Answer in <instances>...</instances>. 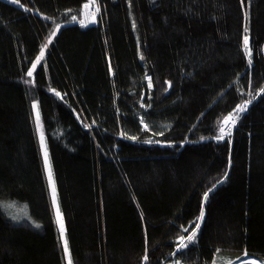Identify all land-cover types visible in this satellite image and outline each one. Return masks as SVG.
Instances as JSON below:
<instances>
[{
  "label": "trees",
  "instance_id": "obj_1",
  "mask_svg": "<svg viewBox=\"0 0 264 264\" xmlns=\"http://www.w3.org/2000/svg\"><path fill=\"white\" fill-rule=\"evenodd\" d=\"M87 1L0 0V264H68L33 104L71 264H264V0Z\"/></svg>",
  "mask_w": 264,
  "mask_h": 264
},
{
  "label": "snow or ice",
  "instance_id": "obj_2",
  "mask_svg": "<svg viewBox=\"0 0 264 264\" xmlns=\"http://www.w3.org/2000/svg\"><path fill=\"white\" fill-rule=\"evenodd\" d=\"M95 2H96V0H91L92 4H95ZM12 3H14V4L18 3V0H12ZM86 7H87V5H86ZM96 12H99V8L98 7L96 8ZM92 16H93V22H94L95 12L92 13ZM72 19L75 21L76 20V16H73ZM59 28H60V26L57 25V29H59ZM55 35H56V32L54 31L52 33V36H55ZM49 43H51V40H49ZM46 47H47V45H44L41 48L40 55L37 57L36 62L33 63L32 68L29 69V71L27 73V75L29 77H31L33 75V71L35 70L37 64L42 61V59L44 57V48H46ZM244 50H245L246 54L251 55L250 52H249V43H248L247 36H245V38H244ZM148 79H149V86L151 87L150 78H148ZM25 82L28 83V81H25ZM262 91H264V90H262ZM55 94L57 96H60V93H55ZM253 98H255V97H253ZM250 103H251V101L249 100V101H246L242 105H237L232 113H229V115L227 117H225L222 121L219 122V135L216 137L218 140H222L226 136H230L231 135L232 127L235 126L237 120L240 117V114L245 112V111H247L248 104H250ZM32 107H33V110H34V113H35V117H36V129H37L38 134L40 135L41 151H42L43 158H44V168H45V171H46V173L48 175V182H49V187H50L51 195H52V204H53V207H54V209L56 211V223H57V226H58L59 239H60V241L63 244L64 254H65L66 257H68L69 264H71V258H70V254H69L68 243H67V240L65 238V229H64V224H63V217L60 214L59 206L57 204V199H56V195H55V184H54V181H53L52 175H51V166H50V163H49V160H48L47 147H46V144L44 143L42 126L40 125V122H39V111H38V107H37L36 104H33ZM226 175H227V173H225V176ZM213 187H215V185ZM211 190L212 189H209V192ZM204 197H205V199H207L208 192L204 193ZM203 216H204V211H203V207H202L201 215H200L199 219H202ZM199 228H200V225H199V223H197L196 226H195V229H193L191 231V234L187 236L188 243H191L195 239V237L197 235V231L199 230ZM183 231L184 232H188L189 229L185 228V229H183ZM179 239H180V243H179L178 248H177L178 252L187 247V244L184 242L185 237L181 236ZM244 255L247 256V253L245 252ZM147 259H148V257H147V255H145V257H144L145 262H147ZM214 264H215V262H214Z\"/></svg>",
  "mask_w": 264,
  "mask_h": 264
},
{
  "label": "rangeland",
  "instance_id": "obj_3",
  "mask_svg": "<svg viewBox=\"0 0 264 264\" xmlns=\"http://www.w3.org/2000/svg\"><path fill=\"white\" fill-rule=\"evenodd\" d=\"M86 5H87V7H86ZM96 3L95 4H92L91 3V0H89V1H87L86 2V4H85V6H84V10H83V13H82V15L80 16V21L78 22V21H72V23H76V22H78L79 23V26L80 27H82V28H85V27H88V26H94V25H96L97 24V22H98V19H97V16H96V14L98 13V12H96ZM95 12V19H94V22H93V16H92V13H94ZM57 28V27H56ZM55 28V32H57V29ZM51 39V38H50ZM49 39V40H50ZM49 40L48 41H46L45 42V45H47V44H49ZM45 49H47V47L46 48H44V51H45ZM147 82H149V79H147ZM251 104V103H250ZM250 104H248V106L250 105ZM37 105V104H36ZM246 112V111H245ZM237 123V122H236ZM43 139H44V137H43ZM41 142V141H40ZM44 143L46 144V142H45V139H44ZM47 147V146H46ZM41 153H42V151H41ZM47 153H48V151H47ZM42 160H43V164H44V158H43V154H42ZM48 160H49V153H48ZM51 166V165H50ZM44 171H45V168H44ZM45 175H46V178H47V182H48V175H47V173H46V171H45ZM51 175H52V179H53V181H54V178H53V174H52V169H51ZM48 186H49V182H48ZM55 195H56V189H55ZM49 197H51V204H52V195H51V190H50V187H49ZM56 199H57V196H56ZM58 204V203H57ZM20 206H22V205H20ZM52 207H53V204H52ZM22 208L24 209V214H23V211L21 212V214H17L15 217H10V218H12L13 220H17V221H19V219H23V218H27L28 217V212H27V209H25V207L24 206H22ZM59 211H60V209H59ZM17 212V211H16ZM53 213H54V218H55V221H56V211H55V209H54V207H53ZM61 214V213H60ZM64 224V223H63ZM56 225H57V223H56ZM57 229H58V226H57ZM185 243H188V241H187V238H186V242ZM62 247H63V244H62ZM63 249V248H62ZM64 251V250H63ZM64 257H65V261L69 264V261H68V257H66L65 256V254H64ZM252 259H255L257 262H259V264H262L258 259H256V258H254V257H243V258H241V260L240 261H236V262H234V263H230V264H241V263H244L245 261H247V260H249L248 262H250V260H252ZM243 261V262H242ZM175 264H178V263H175ZM217 264V263H216Z\"/></svg>",
  "mask_w": 264,
  "mask_h": 264
},
{
  "label": "bare ground",
  "instance_id": "obj_4",
  "mask_svg": "<svg viewBox=\"0 0 264 264\" xmlns=\"http://www.w3.org/2000/svg\"><path fill=\"white\" fill-rule=\"evenodd\" d=\"M199 225H200V223H199ZM243 264H245V263H243ZM248 264H259V262H257L255 259H252V260H250V262Z\"/></svg>",
  "mask_w": 264,
  "mask_h": 264
},
{
  "label": "crops",
  "instance_id": "obj_5",
  "mask_svg": "<svg viewBox=\"0 0 264 264\" xmlns=\"http://www.w3.org/2000/svg\"><path fill=\"white\" fill-rule=\"evenodd\" d=\"M248 261H249V260L245 261L244 263H245V264H248V263H249ZM241 264H243V263H241Z\"/></svg>",
  "mask_w": 264,
  "mask_h": 264
}]
</instances>
